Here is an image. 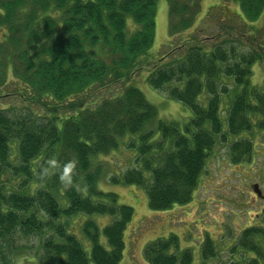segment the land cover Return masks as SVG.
Instances as JSON below:
<instances>
[{
    "label": "trees",
    "instance_id": "trees-1",
    "mask_svg": "<svg viewBox=\"0 0 264 264\" xmlns=\"http://www.w3.org/2000/svg\"><path fill=\"white\" fill-rule=\"evenodd\" d=\"M166 1L170 46L153 57L158 0H0V99L18 100L0 109L1 249L37 236L39 264H120L134 209L99 189L100 156L124 144L134 150L137 167L111 181L144 188L149 208L163 211L192 200L218 143L234 139V164L251 155L253 143L241 136L264 131V87L251 81L264 59V27L257 30L259 42L248 30L264 13V0H222L239 12L230 17L219 4L199 23L203 0ZM223 20L233 25L216 23ZM205 33L204 42L197 40ZM210 37L218 39L211 47ZM246 45L251 51H240ZM147 68L153 89L192 112L188 123L158 119L157 108L130 84ZM226 79L235 92L223 109ZM7 174L21 178L18 189L4 185ZM92 215L111 221L101 229L85 217L88 254L68 225ZM260 237L264 229L250 227L240 244L261 255ZM212 243L205 244V260ZM178 247L174 235L158 238L144 255L150 264H192L190 250L170 253ZM0 255V264H12L2 250ZM261 262L255 257L230 264Z\"/></svg>",
    "mask_w": 264,
    "mask_h": 264
},
{
    "label": "rangeland",
    "instance_id": "rangeland-1",
    "mask_svg": "<svg viewBox=\"0 0 264 264\" xmlns=\"http://www.w3.org/2000/svg\"><path fill=\"white\" fill-rule=\"evenodd\" d=\"M219 4L223 6V11L230 17H234V13L239 12L238 6L234 3L225 4L222 0H203L197 23L211 7ZM222 17H220L221 20ZM216 23L224 26L225 24L233 25L232 22L224 20L223 22L216 21ZM129 24L134 25L131 20H129ZM253 24L248 30L250 32L248 35L253 33L258 36L256 42H259L261 32L259 33L257 30L264 27V13ZM192 31L193 29L189 31L188 36H191ZM257 32L258 34H256ZM208 36L210 35L207 33L202 34L197 37V40L202 39L204 42ZM224 36L225 34H223ZM213 39L210 37L208 40L210 41L209 47L218 42V39ZM180 43L181 40H175L174 46L180 45ZM165 46H170L169 8L166 0H158L156 36L150 55L159 56ZM251 49L252 47L246 45L241 46L240 51L249 52ZM148 70L147 68L141 75L134 76L130 84L135 85L145 95L148 102L157 108L158 119L166 122H178L181 125L188 123L192 118V112L183 103L172 100L167 92L153 89L145 79ZM226 81L230 92L228 96H223L225 99L223 109L228 100L233 98L235 92L232 80L226 79ZM251 81L253 84L264 87V59L255 64ZM9 82H13L11 76ZM17 103L18 100L14 97L0 99V109ZM22 108L21 104L17 111L18 114ZM241 138H247L253 143L250 156H245L244 161L234 164L230 153L231 141L234 139L231 138L227 143H218L207 158L192 200L185 205H176L163 211H154L149 208L147 192L144 188L135 185H121L111 181L112 178L120 176L128 169L137 167L134 150L124 144V147L116 152L100 156L96 160L104 168L99 189L103 192L117 194L120 205L131 206L134 209V217L125 232L126 248L120 264H150L144 255L147 244L158 238H168L171 235L178 238L179 247L170 253L190 250L193 256L192 264L244 263L255 257L262 261L260 264H264V239L255 238L261 255L246 250L240 244L244 231L249 227L259 226L264 229V211L262 212L264 201L254 197L253 191L255 184L264 190V131L255 129L242 134ZM12 153L15 157L17 150L14 148ZM21 182L20 177L14 176L13 178L8 174L3 179L7 189H18V184ZM81 217L71 219L68 229L77 236L89 254L91 244L81 232L82 222L85 217L93 219L103 229L110 223L111 217L99 215ZM256 219H259V223L255 222ZM18 239L20 240L16 245L6 244L7 247L0 248V250L12 260V264H39V258L42 255L41 239L37 236ZM208 239L213 241L214 251L205 260L204 250ZM101 242L105 247H108L105 238L102 237Z\"/></svg>",
    "mask_w": 264,
    "mask_h": 264
},
{
    "label": "flooded vegetation",
    "instance_id": "flooded-vegetation-1",
    "mask_svg": "<svg viewBox=\"0 0 264 264\" xmlns=\"http://www.w3.org/2000/svg\"><path fill=\"white\" fill-rule=\"evenodd\" d=\"M259 190L261 191L262 196H261V197H258L257 194H254V195H255L254 197H256L257 199H260V200H263V201H264V190H263L262 188H260V187H259ZM263 211H264V207H262V212H263ZM258 220H259V219H256L255 222H256V223H259Z\"/></svg>",
    "mask_w": 264,
    "mask_h": 264
},
{
    "label": "water",
    "instance_id": "water-1",
    "mask_svg": "<svg viewBox=\"0 0 264 264\" xmlns=\"http://www.w3.org/2000/svg\"><path fill=\"white\" fill-rule=\"evenodd\" d=\"M254 191H255V193H256L259 197L262 196L261 191L259 190V186H258V185H255V186H254Z\"/></svg>",
    "mask_w": 264,
    "mask_h": 264
},
{
    "label": "clouds",
    "instance_id": "clouds-1",
    "mask_svg": "<svg viewBox=\"0 0 264 264\" xmlns=\"http://www.w3.org/2000/svg\"><path fill=\"white\" fill-rule=\"evenodd\" d=\"M61 179H63V177H61Z\"/></svg>",
    "mask_w": 264,
    "mask_h": 264
}]
</instances>
